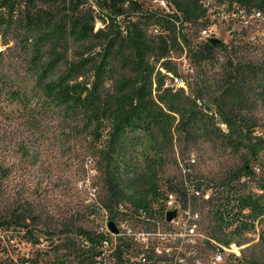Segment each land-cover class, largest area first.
Listing matches in <instances>:
<instances>
[{"label": "trees", "instance_id": "16d2710c", "mask_svg": "<svg viewBox=\"0 0 264 264\" xmlns=\"http://www.w3.org/2000/svg\"><path fill=\"white\" fill-rule=\"evenodd\" d=\"M200 1H173L183 23H206L207 11ZM218 1L264 15V0ZM179 19L149 10L140 0H0V93L13 86L21 96L5 70L24 69L47 103L75 123L74 132L89 141L90 156L104 175L103 209L115 224L124 217L147 230L157 228L165 221L171 192L181 196L182 208H188L184 183L166 176L175 140L220 139L244 165L213 186L210 200L191 199L193 215L200 205L209 211L207 221L198 215L189 222L198 226L202 220L208 230L205 241L214 251L218 244L236 243L247 246L239 261L264 264V132L257 130L251 115L258 104L264 107V63L231 62L221 82L199 80L190 90L171 86L173 76L183 77L172 52L187 46L191 63L201 64L225 47L211 41L190 46L185 27L179 29L175 23ZM12 49L17 54L7 53ZM0 173L7 171L0 166ZM189 179L196 190L206 186L193 176ZM26 222L17 214L0 218V226L6 228H27ZM258 227H263L259 242L250 244L247 234ZM27 232L39 242L34 230ZM67 233L88 243L76 249L79 264L99 263L107 234L83 228ZM134 247L124 241L115 256L125 261L123 255Z\"/></svg>", "mask_w": 264, "mask_h": 264}, {"label": "rangeland", "instance_id": "374dc122", "mask_svg": "<svg viewBox=\"0 0 264 264\" xmlns=\"http://www.w3.org/2000/svg\"><path fill=\"white\" fill-rule=\"evenodd\" d=\"M144 3L149 10L159 12L155 0ZM250 21L247 28L241 23L222 27L216 38L225 47L216 49L215 58L209 62L191 63L190 59L187 62L186 56L190 55L187 46V54L179 49L173 52V62L186 79L188 90L195 89L199 80L212 84L223 81L227 70L231 69V62L264 63V19ZM205 22L193 23L185 30L190 46L201 42L197 35L200 28L209 25ZM10 45L13 46V42ZM17 52L12 49L7 53L14 55ZM5 71L15 80L21 96L15 95L13 86H7L0 93V166L7 171L4 175L0 173V218H11L15 214L24 216L26 227L35 231L39 242L32 241L27 228L0 226V264H53L59 260L79 264L76 249L83 245L82 239L67 232L83 228L99 233L108 226V214L103 209L104 175L98 170L97 160L90 156L89 141L74 132L75 123L62 111L47 103L26 71L14 70L11 66ZM17 75L21 77L17 78ZM251 115L257 122V130L264 132V107L258 104ZM178 138L166 170V176L178 185L193 176L211 187L212 193L213 186H220L229 173L244 165L240 155L218 138L200 137L196 143ZM192 159L196 164L190 167ZM196 211L207 221L208 206L200 205ZM185 214L182 211L171 225L166 220L158 222L157 228L151 230L122 217L116 224L118 233L112 234L117 235L115 244L121 243V237L134 242L140 233L146 235L150 231L153 233L147 235L149 249L143 248L146 243L138 242L142 246L137 245L129 254L136 262L146 255L152 260L142 264H247L237 259L242 257L241 252L247 246L241 247L240 256L226 253L224 261L218 262L216 251L205 241L208 230L202 220L192 237L180 227ZM262 229L258 227L256 232L247 234L252 240L250 244L259 242ZM70 239L74 243L69 242ZM183 244L184 249L179 253L178 248ZM191 251L195 254H190ZM107 252L111 254V250L107 249ZM111 257H106V262L113 261Z\"/></svg>", "mask_w": 264, "mask_h": 264}, {"label": "built area", "instance_id": "2783aa9c", "mask_svg": "<svg viewBox=\"0 0 264 264\" xmlns=\"http://www.w3.org/2000/svg\"><path fill=\"white\" fill-rule=\"evenodd\" d=\"M140 1L144 3L145 0H140ZM173 1L174 0H155V3L158 4V11L164 16L173 17V16L178 15L180 19L175 21V23L177 24L179 29H181L182 27H185V30H186L187 27L191 26L192 24L183 23L181 12L178 10L177 7H175ZM200 3L202 7H204V9L207 11L206 21L209 22L208 26L202 27L198 30L197 36L201 40L200 43H207L211 41L212 39H215L216 37H218L219 30L225 25H226L225 27L227 28L231 26L232 24L236 25L238 23H241L243 24L244 28H247L249 27L251 23L250 20L264 19V15L262 12L256 11L253 14V13H250L248 9L240 5L239 6L236 4L229 5L228 3H224V2L221 3L218 0H201ZM153 32L154 34L158 35L160 33V30L159 28L155 27ZM183 48H184L183 52L187 54V49L185 47ZM171 55L172 56L174 55L173 52L171 53ZM171 59L174 60V56ZM186 61L188 62V54L186 56ZM172 78L173 79L171 81V86H175L177 89L184 88L188 90V85H187L185 78L181 76L179 77L173 76ZM194 164H196V160L195 159L190 160V167H192ZM184 186L186 187L187 195L189 196V207L186 209L182 208L181 196L178 193L176 192L168 193L167 195L168 197L166 200V211H167L166 216H167L168 211L170 210L178 211L177 217L182 211H185L186 217L184 218L182 222H180L179 225L183 229V231L184 230L186 231L187 236L192 237L196 235V229L198 228V226H196L195 224L194 225L191 224L189 220L191 218L197 219L199 216L193 215V211L191 210V204H190L191 199L197 198L198 200L204 199L205 201H208L210 200L212 193H211V190L206 189V187H203L202 190H196V188L192 186L191 181H185ZM166 216H165V220H166ZM176 218L173 220V222H175ZM171 222H168V223L171 224ZM100 233H103L105 235L107 234L108 238L101 243L102 245L101 250L103 253L101 257L98 258V261H99L98 264H142V262L144 263V262H148L152 260L146 255H144L140 258L138 262H136L135 259H133L130 255L125 253L123 255V258L125 261L123 260L121 261L115 256V251L117 250V247L122 245L124 241H127V242L131 241L129 243L133 244L135 246L134 247L135 249L137 248V245H141L140 243L137 244L138 242H144V244L146 243V245H143V248L145 249L147 248L146 250H148L149 246L147 242L149 241V238H147V235H150V234L152 235L153 232H150V231L146 232V235H142L143 233H140L139 239L141 241L137 239L138 236L137 238H135L134 242L133 240H129V238L127 237H121L120 239L121 243H118V244H115V241L117 240L116 239L117 235H112L113 232L110 229H108V226L105 228H102ZM155 233H159V235L162 234L161 231L159 232L157 231ZM170 236H172V233L170 234ZM82 243H84V245H88L86 241L85 242L82 241ZM218 246L219 247L216 249V255H215L216 260L218 262L224 261L223 256H225L226 253L235 254L237 256H240L241 247H239L236 243H232L229 247H225L220 244H218ZM107 249L111 250L110 255L108 254ZM183 249H184V244L178 248V250L180 251L179 253H182ZM109 256H112L111 259L113 261L110 260L109 262H106V257H109Z\"/></svg>", "mask_w": 264, "mask_h": 264}, {"label": "water", "instance_id": "95a60500", "mask_svg": "<svg viewBox=\"0 0 264 264\" xmlns=\"http://www.w3.org/2000/svg\"><path fill=\"white\" fill-rule=\"evenodd\" d=\"M211 42L213 44H221L222 43L221 40H219L217 38L212 39ZM177 215H178V211H176V210L168 211L167 216H166L167 223L173 221L177 217ZM108 227H109V229H111L112 232L118 233V231L116 229V224L113 221L108 222Z\"/></svg>", "mask_w": 264, "mask_h": 264}]
</instances>
